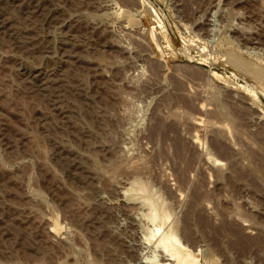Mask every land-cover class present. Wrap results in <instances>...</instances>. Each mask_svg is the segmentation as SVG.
I'll return each mask as SVG.
<instances>
[{"label":"rangeland","instance_id":"rangeland-1","mask_svg":"<svg viewBox=\"0 0 264 264\" xmlns=\"http://www.w3.org/2000/svg\"><path fill=\"white\" fill-rule=\"evenodd\" d=\"M0 15V264L159 261L144 196L185 244L170 264H264V0Z\"/></svg>","mask_w":264,"mask_h":264},{"label":"bare ground","instance_id":"bare-ground-1","mask_svg":"<svg viewBox=\"0 0 264 264\" xmlns=\"http://www.w3.org/2000/svg\"><path fill=\"white\" fill-rule=\"evenodd\" d=\"M24 12V11H23ZM26 13V12H25ZM14 23V21H13ZM6 20L3 19V17L0 15V31L5 29L6 27ZM12 25V24H11ZM15 27V26H14ZM7 29V27H6ZM5 29V30H6ZM4 31V30H3ZM9 32V31H8ZM77 43V42H76ZM65 45V44H64ZM70 47V46H69ZM72 47V46H71ZM70 49V48H69ZM68 50V48H67ZM69 51V50H68ZM68 55V54H67ZM81 57V56H80ZM78 59V58H77ZM191 60V59H190ZM202 60V59H201ZM64 61V60H63ZM198 62V61H197ZM59 63V62H58ZM46 70V69H45ZM44 72V71H43ZM51 73V72H50ZM34 75V74H33ZM35 81V80H34ZM51 81V80H50ZM42 82V80H41ZM47 82V81H46ZM34 84V83H33ZM32 84V85H33ZM40 84V83H39ZM44 84H42L41 86H43ZM36 86V85H35ZM46 86V85H45ZM37 87V86H36ZM49 87V86H48ZM37 89H40V88H37ZM219 106V105H218ZM55 107V106H54ZM217 109V108H216ZM205 110V109H204ZM216 111V110H215ZM220 112V111H219ZM222 113V112H221ZM225 113V112H224ZM229 113V112H228ZM215 115V114H214ZM219 115V114H218ZM217 115V116H218ZM221 115V114H220ZM228 115V114H226ZM224 116V114H223ZM232 116V115H231ZM233 121V120H232ZM212 125V124H211ZM220 127V126H219ZM224 128V126H223ZM225 129V128H224ZM224 137V136H223ZM211 158V157H210ZM212 164L214 165H217L219 166L220 165V161L216 160V159H213V162ZM136 183L135 181L133 182V184ZM133 186V185H132ZM137 186V184L135 185ZM134 187V186H133ZM136 188V187H135ZM134 188V190L136 191V189ZM140 188V187H138ZM137 188V189H138ZM131 189V187H130ZM128 189V190H130ZM140 189H138L137 191L139 192ZM142 192L144 191L143 188H141ZM133 190H130V191H127L126 192H131ZM134 191V193H135ZM137 192V193H138ZM139 194V193H138ZM145 194V193H144ZM153 196V195H152ZM143 206H146L147 207V212L148 214L146 215V213L144 214L145 215V219L148 218L152 224H153V227L152 229H149L148 227V234L146 235V237L143 239L145 240L144 241H141V242H144L143 244H151V241L154 240V247L155 249L159 250L158 252L160 253V260L158 261L156 258L155 255H153V257H151L150 259H145L147 260L148 264H170L171 262H181L182 260V250L181 249H184L185 248V244L183 242H181V240L177 237V235L175 234L176 231L172 230L174 227L171 226L172 229L170 228H167L165 227V230L166 231H161L162 228H163V225H164V222L166 220L167 222V218H168V213L165 211V210H159L156 206V204L154 203V201L150 198V197H147V196H144L143 198ZM158 199V198H156ZM155 199V200H156ZM141 202V201H140ZM142 203V202H141ZM158 203V201H157ZM162 204V202H161ZM162 206V205H160ZM145 208V207H144ZM143 216V215H142ZM149 222V223H150ZM157 223V224H156ZM170 226V224H169ZM175 229V228H174ZM161 232V233H160ZM160 233V234H159ZM159 234V235H158ZM158 235V236H157ZM139 242V243H141ZM138 243V244H139ZM188 249V248H187ZM186 258L189 260H186L185 261H188L189 264H195L196 263V259L192 258L191 255L187 254L186 255ZM159 259V258H158ZM145 262V261H144ZM143 264H146L144 263ZM142 263V262H141Z\"/></svg>","mask_w":264,"mask_h":264}]
</instances>
